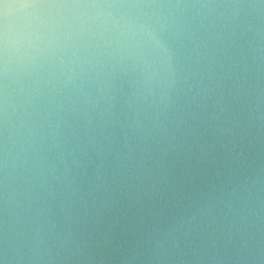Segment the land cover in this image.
<instances>
[{
	"label": "clouds",
	"instance_id": "clouds-1",
	"mask_svg": "<svg viewBox=\"0 0 264 264\" xmlns=\"http://www.w3.org/2000/svg\"><path fill=\"white\" fill-rule=\"evenodd\" d=\"M0 264H264V0H0Z\"/></svg>",
	"mask_w": 264,
	"mask_h": 264
}]
</instances>
